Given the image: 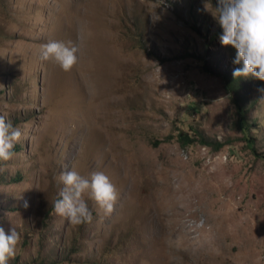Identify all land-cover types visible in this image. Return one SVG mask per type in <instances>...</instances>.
<instances>
[{
	"label": "rangeland",
	"instance_id": "rangeland-1",
	"mask_svg": "<svg viewBox=\"0 0 264 264\" xmlns=\"http://www.w3.org/2000/svg\"><path fill=\"white\" fill-rule=\"evenodd\" d=\"M216 7L0 0V115L22 133L0 161V227L21 237L8 264H264V81L238 92L257 156ZM49 40L77 49L70 71L41 60ZM193 129L209 143L177 142ZM70 170L110 178V214L88 193L90 221L55 213Z\"/></svg>",
	"mask_w": 264,
	"mask_h": 264
},
{
	"label": "clouds",
	"instance_id": "clouds-1",
	"mask_svg": "<svg viewBox=\"0 0 264 264\" xmlns=\"http://www.w3.org/2000/svg\"><path fill=\"white\" fill-rule=\"evenodd\" d=\"M222 29L220 43L232 46L236 52L233 63L242 65L233 70V77H252L264 81V0H217L213 14ZM77 49L63 41L49 40L40 47V58L51 61L62 71H70L77 62ZM264 93V88H259ZM21 131L0 115V161H8L20 141ZM63 188L52 208L56 214L72 224L91 220V213L84 199L88 193L105 214L113 211L118 192L110 178L103 172H93L86 178L75 170L62 172ZM27 207V202L24 204ZM21 237L15 227L6 234L0 227V264H8L15 257Z\"/></svg>",
	"mask_w": 264,
	"mask_h": 264
},
{
	"label": "trees",
	"instance_id": "trees-1",
	"mask_svg": "<svg viewBox=\"0 0 264 264\" xmlns=\"http://www.w3.org/2000/svg\"><path fill=\"white\" fill-rule=\"evenodd\" d=\"M235 57V53L233 54L232 57V69L231 71H229L228 73L225 72V74H223L224 77V86L227 92H229L230 94H232V96L234 97V102L236 105V111H237V123L238 126L240 127V131L242 133H244V140L246 142L251 143L249 149L251 150V152L254 155H257V153L255 152L252 143H253V139L252 138H248L246 136V131L248 129L249 126H253L255 124L253 123H249L246 120V113L248 108L245 106V103L243 102V96H240L238 94V92L240 90H244V83L242 82L243 77L240 78H234L233 77V70L237 67H241L242 65H236L233 63ZM176 140L177 142L184 146V145H188V144H192L193 142H200V143H204V144H208L209 141H207L205 139V137L198 131L193 129V132L188 133L186 131L183 130H179L176 134ZM157 143V142H154ZM258 156V155H257Z\"/></svg>",
	"mask_w": 264,
	"mask_h": 264
}]
</instances>
